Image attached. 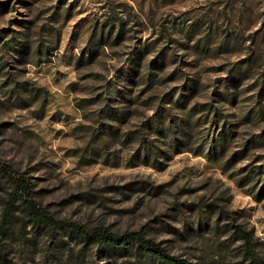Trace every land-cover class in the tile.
<instances>
[{
  "label": "rangeland",
  "instance_id": "rangeland-1",
  "mask_svg": "<svg viewBox=\"0 0 264 264\" xmlns=\"http://www.w3.org/2000/svg\"><path fill=\"white\" fill-rule=\"evenodd\" d=\"M16 179L67 224L264 264V0H0V222ZM2 243L18 264H166L21 199Z\"/></svg>",
  "mask_w": 264,
  "mask_h": 264
},
{
  "label": "trees",
  "instance_id": "trees-1",
  "mask_svg": "<svg viewBox=\"0 0 264 264\" xmlns=\"http://www.w3.org/2000/svg\"><path fill=\"white\" fill-rule=\"evenodd\" d=\"M15 183L16 190L10 194L9 199L6 202L2 221L0 222V264H18L15 260L9 257V254L2 243V237L7 234L12 226L15 201L17 199L22 200L23 205L28 211L29 217L33 221H43L46 226L55 230L58 228H65L70 236L76 241L83 240L89 242L93 240L99 250L105 254L111 255L112 250H128L135 248L166 264H193L192 262L172 255L161 242L147 237L142 229L125 233H116L103 226L89 229L81 224L71 225L59 221L49 215L43 208L39 207L34 200L27 196L29 190L23 179H16ZM235 229L244 239L246 256L253 260L255 244L252 233L247 231L244 226L240 224L236 225Z\"/></svg>",
  "mask_w": 264,
  "mask_h": 264
}]
</instances>
